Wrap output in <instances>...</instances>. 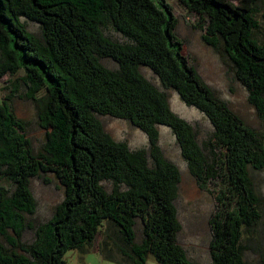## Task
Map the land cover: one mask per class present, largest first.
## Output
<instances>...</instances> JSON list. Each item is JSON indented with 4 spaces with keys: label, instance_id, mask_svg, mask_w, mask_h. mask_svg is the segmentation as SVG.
<instances>
[{
    "label": "trees",
    "instance_id": "obj_1",
    "mask_svg": "<svg viewBox=\"0 0 264 264\" xmlns=\"http://www.w3.org/2000/svg\"><path fill=\"white\" fill-rule=\"evenodd\" d=\"M178 1L201 18L202 40L229 63L264 126V30L255 18L260 11L264 19V0ZM22 19L36 22L38 35ZM175 26L166 0H0V77H15L0 98V264H66V251L91 244L98 233L99 254L115 264H144L148 255L158 264H194L176 241L179 172L162 156L157 125L170 128L199 187L216 182L209 264H249L246 242L257 237L262 200L251 172L264 168V128L246 124L201 80ZM104 58L116 67L104 66ZM140 66L207 118V149ZM19 87L44 129L38 151L11 107ZM98 115L141 130L151 164L143 149L111 138ZM44 173L63 196L33 225L29 183ZM28 229L33 238L24 241Z\"/></svg>",
    "mask_w": 264,
    "mask_h": 264
},
{
    "label": "rangeland",
    "instance_id": "obj_2",
    "mask_svg": "<svg viewBox=\"0 0 264 264\" xmlns=\"http://www.w3.org/2000/svg\"><path fill=\"white\" fill-rule=\"evenodd\" d=\"M171 13L176 20L175 36L181 43V51L194 67L201 80L225 102L227 107L239 116L246 124L262 130L263 123L256 115L254 107L247 101L246 89L233 77L232 69L228 62L223 60L216 51L202 40L204 26L201 18L188 11L178 0H166ZM259 14L261 13L258 11ZM256 15L260 28L264 30V19ZM26 30L38 35V24L34 21L22 19ZM205 22V20H204ZM109 34L116 40L123 39L114 32ZM101 63L111 69L116 67L115 62L108 58ZM141 74L162 90L166 96L171 111L177 116L189 122L195 133L198 145L205 149L212 132V126L207 118L195 107L186 105L178 94L170 89L163 88L156 76L144 66L139 67ZM14 76L5 74L0 77V98L10 93ZM11 107L15 115L26 123V137L29 139L34 151H38L44 141V129L40 128L36 121L34 107L30 100L23 97V90L19 87L12 97ZM104 131L114 140L124 142L130 150L143 149L147 161L151 164L148 156V142L146 135L133 126L128 120L98 115ZM157 144L162 156L173 163L179 172L176 196L173 205L176 210V218L179 222V230L176 233V241L182 247L186 257L194 264H209L208 243L211 237L209 218L217 211L215 198V183L208 181L203 187H199L193 176L190 175L185 160L180 155L179 147L169 127L157 125ZM251 180L257 193L261 196V219L258 225V233L255 240L247 241L248 250L244 258L249 264H264V168L253 170ZM4 183V180H0ZM105 189L109 190V183L102 182ZM29 188L35 202L34 212L29 215L28 221L33 224L44 222L52 214L55 204L62 196V187L50 174L34 176L30 179ZM135 240L141 236V223H135ZM33 238V230H25L22 234L24 241ZM100 234L98 233L93 242L81 249L68 250L63 255L66 264H115L109 259L103 258L98 252ZM144 264H158L151 255H148Z\"/></svg>",
    "mask_w": 264,
    "mask_h": 264
}]
</instances>
